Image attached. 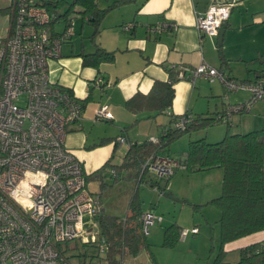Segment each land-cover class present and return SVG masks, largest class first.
Masks as SVG:
<instances>
[{"label":"built area","instance_id":"obj_1","mask_svg":"<svg viewBox=\"0 0 264 264\" xmlns=\"http://www.w3.org/2000/svg\"><path fill=\"white\" fill-rule=\"evenodd\" d=\"M234 5L218 0L199 13L200 36L219 37ZM9 19V34L0 52V264H73L66 244L75 240L94 245L107 257L110 243L100 225L101 195L88 189L84 164L66 143L71 125L84 116L83 102L50 77V60L60 57L62 44L74 34L72 19L65 32H55L53 25L60 17L40 0H12ZM131 28L132 24L124 26ZM176 28L175 22L165 21L152 29ZM179 76L192 81L218 78L227 92L251 93L248 101L217 114L216 122L231 125L234 113L264 101V77L239 81L206 62L188 75L183 67ZM104 83L101 76L95 80L97 86ZM192 116L183 114L170 128L185 130ZM112 118L108 104L97 109V120ZM166 132L167 128L162 134ZM160 138L148 142L160 144ZM118 143L126 144V137H118ZM180 167L181 160L157 151L145 161L142 172L169 180ZM163 219L155 210L143 212V233L149 235L150 228ZM198 232L197 227L184 228L181 239Z\"/></svg>","mask_w":264,"mask_h":264},{"label":"crops","instance_id":"obj_2","mask_svg":"<svg viewBox=\"0 0 264 264\" xmlns=\"http://www.w3.org/2000/svg\"><path fill=\"white\" fill-rule=\"evenodd\" d=\"M116 1L97 0V4L106 9ZM216 1L130 0L105 14L101 31L94 37L95 26L85 21L87 19L83 18L80 7L74 8V14L84 20L81 28L84 37L79 43L72 41L74 24V34L65 41L72 44L65 49L62 46L60 57L50 60L49 70L54 82L71 89L82 102L90 95L92 97L84 107L82 120L71 125L66 139L67 146L82 160L88 175L112 158L111 166L103 172L108 174L117 156L123 161L131 143L147 142L151 137L159 138L172 120V114L191 113L196 116L209 112L215 116L224 112L229 105L251 98L249 91L227 95L225 85L218 78L197 77L192 81L186 77L175 83V97L167 111L134 113L126 107V101L135 93L150 92L155 80L168 81L170 73L167 67L173 68L177 76L184 67L188 75L192 68L206 62L231 77L245 81H255L264 75V0H221L235 2L222 41L224 62L220 57L219 37L202 38L197 27L198 14L205 12ZM77 17L74 15V18ZM165 21L175 22L177 28L170 31L152 29ZM126 24H132V28L124 29ZM98 46L115 51V61L102 63L99 67L84 65L83 55L95 52ZM238 65L245 67V74L237 72ZM98 76L105 80V85L95 84ZM105 103L109 105L113 118L109 121L97 120L96 111ZM206 108L208 111H205ZM163 115L168 118L165 124L161 119ZM230 128L235 133L264 129V101L255 102L249 111L234 113ZM200 130L196 133L198 137L191 138L189 143L204 137L210 142H217L227 133L224 126ZM120 136L126 137V144L118 143ZM184 150L183 158L188 149ZM103 174L93 177L100 179ZM223 180L222 167L190 173L183 166L169 179L168 191L195 209L202 207L204 213L212 211L218 222L221 211L218 208L210 209L208 205L222 195ZM195 227L199 228L200 233V227L194 225L192 228ZM258 242H264V230L226 244L227 258L231 257L237 263L240 248Z\"/></svg>","mask_w":264,"mask_h":264},{"label":"trees","instance_id":"obj_3","mask_svg":"<svg viewBox=\"0 0 264 264\" xmlns=\"http://www.w3.org/2000/svg\"><path fill=\"white\" fill-rule=\"evenodd\" d=\"M129 1L117 0L106 9L100 8L97 0H73V2L40 0V3L49 11L56 12L59 17L67 16L75 7H80L83 18L87 19L85 21L95 26L94 37L101 31V21L105 14L115 6ZM63 6L68 7L65 13L58 10ZM10 11L11 5L0 8L2 13H9ZM222 47V43L219 44L220 57L224 62L225 56ZM83 57L84 65L99 67L102 63L115 61L116 52L98 46L95 52L84 54ZM167 69L170 73L168 81L155 80L150 92L147 94L137 92L126 101V107L130 111L134 113L146 111L163 113L172 107L175 97L174 85L182 77L177 76L173 68L167 67ZM91 99L90 95L83 101V107ZM181 116L183 115L172 114V120L166 127V134L161 133L160 144H153L148 141L131 144L122 163L117 166L115 171L118 169H136L135 176L139 182H142L147 173L142 172V167L151 155L161 148L169 146L174 139L184 133L205 129L216 122V115L197 114L192 116V120L185 130L170 128L172 121ZM228 125L230 126V124ZM111 159L107 160L93 174L88 175V181L93 176H102L103 172L111 166ZM182 164L190 173L215 167L224 169L222 195L211 202L221 211L219 219L220 244L211 264H264V242L240 248V260L237 263H231L227 260L228 251L225 248L226 244L232 241L264 230V129L246 133H235L228 129L225 137L217 142H210L205 137L191 140ZM168 182L169 180H165V186L159 187V189L164 192L168 191ZM159 183L160 181L157 180L156 185ZM143 212L140 199L136 193L130 203L129 212L124 218L104 213L100 219V225L103 234L106 235L110 243V250L106 257L107 264H123V260L129 256H138L143 249H146L156 261L151 250V244L142 231L141 215ZM183 229L177 222L167 226L164 231L163 245L175 246L181 238Z\"/></svg>","mask_w":264,"mask_h":264},{"label":"rangeland","instance_id":"obj_4","mask_svg":"<svg viewBox=\"0 0 264 264\" xmlns=\"http://www.w3.org/2000/svg\"><path fill=\"white\" fill-rule=\"evenodd\" d=\"M65 1L73 2V0ZM9 5H11V0H0V8H5ZM58 10L65 13L68 7L63 6L58 8ZM74 15L78 17L74 18ZM71 19L73 28L75 24V35L72 41L79 43V40L84 37L83 31L81 30L84 20L80 15L74 14L73 10L68 16H61L54 23L53 30L59 33L65 32ZM9 29V13L0 12V52L3 41L9 34ZM68 43L70 42H64L62 44L64 49L72 44ZM237 72L239 74H245V67L238 65ZM242 79L239 78L237 80L245 81ZM247 92L245 90H239L238 92L229 93L226 90L227 95ZM219 104H221V101ZM205 111H208V108ZM206 113L211 114L209 112ZM161 119L164 121V124L168 122V118L165 115ZM211 126L212 128L214 126H224L226 130L230 129L232 132L234 131L230 128L231 125L229 126L224 122L212 124L209 127ZM200 131L192 130L191 132H186L174 139L169 146L163 149L161 148L159 151L165 155L168 154L175 159L181 160L184 154L183 151H185L184 149H188L189 147V140L198 137L196 133ZM219 139L221 140V138ZM114 161L115 165H113L108 174H103V177L100 179L91 177L88 181V189L91 192L101 194L105 214L124 218L129 212V206L134 194L137 193L143 211L155 210L156 214L164 218L163 222H157L152 226L149 235H147L156 261L153 260L146 249H143L138 256L127 257L124 264H211L220 244V223L219 221L217 222V218H214L213 212L206 211L204 213L202 207L198 210L188 203L176 201L165 196L164 191L159 189V187L165 186V180H160V183L156 185L158 178L154 174L147 172L145 174V180L139 182V179L135 176L136 169H118V171H115L117 166L121 164L122 159L117 156ZM208 206L210 209L218 208L213 204ZM174 222L189 229H192L194 225H198L200 227V233H190L186 239L180 238L173 247L165 246L163 245L165 228ZM66 253L73 264H107L106 256L100 254L94 245L83 244L80 240L67 243ZM227 260L234 263L231 257H228Z\"/></svg>","mask_w":264,"mask_h":264},{"label":"water","instance_id":"obj_5","mask_svg":"<svg viewBox=\"0 0 264 264\" xmlns=\"http://www.w3.org/2000/svg\"><path fill=\"white\" fill-rule=\"evenodd\" d=\"M225 28H226V24H224L220 30V34H219V43L221 44L222 41H223V37H224V32H225ZM164 195L173 199V200H176V201H182L180 200L178 197H176L173 193L169 192V191H166L164 192Z\"/></svg>","mask_w":264,"mask_h":264}]
</instances>
